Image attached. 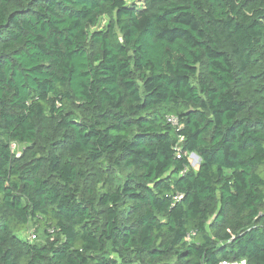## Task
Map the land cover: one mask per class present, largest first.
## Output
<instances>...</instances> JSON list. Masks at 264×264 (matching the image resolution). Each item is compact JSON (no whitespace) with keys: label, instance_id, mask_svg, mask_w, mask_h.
Returning <instances> with one entry per match:
<instances>
[{"label":"trees","instance_id":"obj_1","mask_svg":"<svg viewBox=\"0 0 264 264\" xmlns=\"http://www.w3.org/2000/svg\"><path fill=\"white\" fill-rule=\"evenodd\" d=\"M138 1L0 0V264H264V0Z\"/></svg>","mask_w":264,"mask_h":264},{"label":"rangeland","instance_id":"obj_2","mask_svg":"<svg viewBox=\"0 0 264 264\" xmlns=\"http://www.w3.org/2000/svg\"><path fill=\"white\" fill-rule=\"evenodd\" d=\"M127 3L140 4L138 0H126ZM106 23V18L101 19L99 27H102ZM24 148V145L20 144H12V149L19 154ZM189 164L192 169H196L199 164V158L195 155H188ZM18 236L21 238H30L32 233L36 234V238L33 239L38 242H42L45 239V235L42 230L35 231V226L33 222L28 223L27 227L24 230H20L17 232Z\"/></svg>","mask_w":264,"mask_h":264},{"label":"built area","instance_id":"obj_3","mask_svg":"<svg viewBox=\"0 0 264 264\" xmlns=\"http://www.w3.org/2000/svg\"><path fill=\"white\" fill-rule=\"evenodd\" d=\"M168 121H170L173 124H176L177 123V119L175 117L169 118ZM35 238H36V234L35 233H32L31 234V237L29 238V240H33ZM221 264H237V263L236 262H222Z\"/></svg>","mask_w":264,"mask_h":264},{"label":"water","instance_id":"obj_4","mask_svg":"<svg viewBox=\"0 0 264 264\" xmlns=\"http://www.w3.org/2000/svg\"><path fill=\"white\" fill-rule=\"evenodd\" d=\"M191 154L197 156L195 153H191Z\"/></svg>","mask_w":264,"mask_h":264}]
</instances>
